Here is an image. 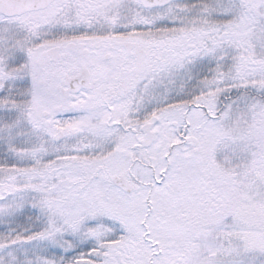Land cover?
Wrapping results in <instances>:
<instances>
[{
  "label": "snow or ice",
  "instance_id": "snow-or-ice-1",
  "mask_svg": "<svg viewBox=\"0 0 264 264\" xmlns=\"http://www.w3.org/2000/svg\"><path fill=\"white\" fill-rule=\"evenodd\" d=\"M0 264H264V0H0Z\"/></svg>",
  "mask_w": 264,
  "mask_h": 264
}]
</instances>
